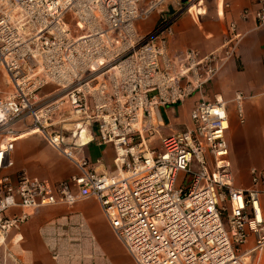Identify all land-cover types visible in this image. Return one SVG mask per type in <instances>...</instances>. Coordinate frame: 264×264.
Instances as JSON below:
<instances>
[{
	"label": "built area",
	"instance_id": "built-area-1",
	"mask_svg": "<svg viewBox=\"0 0 264 264\" xmlns=\"http://www.w3.org/2000/svg\"><path fill=\"white\" fill-rule=\"evenodd\" d=\"M164 2L0 0V171L14 165L17 139L31 133L79 170L58 184L26 171L16 181L3 175L1 244L30 218L24 210L11 214L12 208L93 197L137 264H256L252 254L264 246V169H251L250 188L235 186L227 103L201 97L191 127L161 131V108L203 94L243 35L233 21L220 48L173 54L178 14L150 32L139 27ZM255 3L241 18L264 28V0ZM3 75L11 91L2 89ZM48 85L55 88L44 94ZM244 99L236 93L242 122ZM57 117L77 128L94 126L99 143L114 147L116 171L98 172L86 157L77 158L81 145L65 143ZM251 232L255 246L248 248Z\"/></svg>",
	"mask_w": 264,
	"mask_h": 264
},
{
	"label": "crops",
	"instance_id": "crops-1",
	"mask_svg": "<svg viewBox=\"0 0 264 264\" xmlns=\"http://www.w3.org/2000/svg\"><path fill=\"white\" fill-rule=\"evenodd\" d=\"M205 1L198 0L186 9L191 0H178L176 3L165 0L166 7L153 15L150 23H139L140 28L145 26L146 32L143 33H147L162 18L178 14L169 44L173 54L190 48L205 54L220 48L233 21L237 22L238 32L243 35L234 56L204 89L203 94L161 108L165 124L161 131L168 134L191 127V111L201 97L208 101L222 99L227 103L230 121L226 137L230 145L234 184L237 188L248 189L251 186V169H264V28H256L253 19L241 18L245 8L257 6L255 0ZM238 92L245 95L243 110L249 118L246 124L239 117L235 101ZM55 123H58L56 127H63L66 144L81 145L75 151L77 158L86 157L98 172L116 171L114 147L99 143L94 126L77 128L72 122L60 123V117L55 119ZM84 131L89 137L87 141L81 135ZM13 159L14 165L1 170L0 178L9 175L16 181L18 174L26 171L32 177L58 184L79 171L72 160L39 133L25 134L17 139ZM235 162L239 170L238 178L235 175ZM261 200L264 218V192ZM23 210L30 213V218L19 229L10 231L6 241L0 243V264H74L71 250L76 244L72 243L78 241L86 256L97 255V264H124L114 256L113 241L100 237L97 217L104 220V227L129 262L137 264L113 231L96 198L83 199L74 205H49L38 209L14 207L10 212L19 214ZM254 246L255 241L247 244L248 248ZM252 258L256 264H264V246L254 251ZM75 264H88V259L78 260Z\"/></svg>",
	"mask_w": 264,
	"mask_h": 264
},
{
	"label": "rangeland",
	"instance_id": "rangeland-1",
	"mask_svg": "<svg viewBox=\"0 0 264 264\" xmlns=\"http://www.w3.org/2000/svg\"><path fill=\"white\" fill-rule=\"evenodd\" d=\"M170 1H173V3L174 2L176 3V1H178V0H170ZM197 2H198V0H195V2H194V0H192L193 4H196ZM204 2H206V1L204 0ZM165 5H166V3H164L162 6H159L158 8L153 10L152 13L150 14V16L147 19L142 20L140 22L141 23H144V22L145 23H150V19L152 18V16L157 14V13H159V10H161L164 7H166ZM140 30L142 32H146V31H144L145 30V26H141ZM1 87H2V89L6 90V91H11V89H12V85L9 84L7 77L4 76V75L2 76ZM54 88L55 87L53 85L46 86L45 89H44V94L52 91ZM244 119H245L244 120L245 121L244 124H246L248 122V119H249L248 118V114L246 112H244ZM172 132H174V131H171L169 133H172ZM2 138H3V136L0 135V141H1ZM154 142L156 144H158V140H154ZM235 164H236L235 175H236V178H238L239 177V170H237V163L236 162H235ZM182 179H183V175L181 174L180 177H179V180H178V184L181 183ZM190 180H191V176L188 177L187 182L190 181ZM225 222H227L226 219H225ZM96 223H97V225L99 227L100 237H105L109 241L110 240L113 241V244H114L113 245V250L115 252L114 256H117L119 259H121L124 264H132L131 262H129V259L127 258L126 254L121 250L120 246H118L116 243H114V240L112 239L111 234L104 227V220L99 218V217H97L96 218ZM263 226H264V224H263ZM255 236H256L255 233L251 232L249 241L250 242H252V241L254 242L255 241ZM249 241H248V243H249ZM72 244H76V245H74V247L71 250V253L73 255V256H71V259H72L74 264H75L76 261L84 259V258L88 259V264H97V255L87 254V256H86L80 241L73 242ZM81 257H83V258H81Z\"/></svg>",
	"mask_w": 264,
	"mask_h": 264
},
{
	"label": "bare ground",
	"instance_id": "bare-ground-1",
	"mask_svg": "<svg viewBox=\"0 0 264 264\" xmlns=\"http://www.w3.org/2000/svg\"><path fill=\"white\" fill-rule=\"evenodd\" d=\"M192 5H193V4H192ZM192 5H191V6H192ZM71 127H72V126H71ZM82 129H83V128H82ZM91 133H92V132H91ZM81 135H84V137H85V140H86V141L89 139V137L87 136V134H86V132H85V131H84V132H83ZM81 141H82V140H81ZM259 218H260V219H262V218H263V216H262V214H261V213L259 214Z\"/></svg>",
	"mask_w": 264,
	"mask_h": 264
},
{
	"label": "water",
	"instance_id": "water-1",
	"mask_svg": "<svg viewBox=\"0 0 264 264\" xmlns=\"http://www.w3.org/2000/svg\"><path fill=\"white\" fill-rule=\"evenodd\" d=\"M184 2H186V0H183Z\"/></svg>",
	"mask_w": 264,
	"mask_h": 264
}]
</instances>
